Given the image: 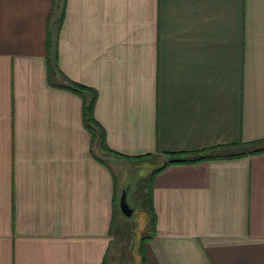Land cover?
<instances>
[{"label": "crops", "instance_id": "obj_1", "mask_svg": "<svg viewBox=\"0 0 264 264\" xmlns=\"http://www.w3.org/2000/svg\"><path fill=\"white\" fill-rule=\"evenodd\" d=\"M55 51L116 153L264 144V0H0V264H106L120 219ZM152 206L145 264H264V151L169 164Z\"/></svg>", "mask_w": 264, "mask_h": 264}, {"label": "rangeland", "instance_id": "obj_2", "mask_svg": "<svg viewBox=\"0 0 264 264\" xmlns=\"http://www.w3.org/2000/svg\"><path fill=\"white\" fill-rule=\"evenodd\" d=\"M54 78L62 83V77L59 74H56ZM105 159L116 179L118 189L116 197H119L122 189L127 188V200L133 208L132 215L126 217L120 212L119 207H115L120 219L117 218L114 222L113 241L106 257V264H141L143 256L141 239L149 223L144 199L146 190L142 189L144 187L142 178L148 175L156 163L152 159L128 160L111 155H106Z\"/></svg>", "mask_w": 264, "mask_h": 264}, {"label": "trees", "instance_id": "obj_3", "mask_svg": "<svg viewBox=\"0 0 264 264\" xmlns=\"http://www.w3.org/2000/svg\"><path fill=\"white\" fill-rule=\"evenodd\" d=\"M62 16L63 14L59 18V21H58L59 24L61 23ZM51 46L52 45H51L50 33H49L48 34V49H50ZM46 65H47L48 80L53 86L65 88L81 96L83 100V106H82L83 124L91 136V149L90 150H91L92 155L97 161H99L100 163L108 167L105 161L106 155H111L112 157H119V158H124L128 160H135V159L143 160L146 157L150 156V154H144V155H138V156H126V155L116 153L112 151L111 149H109L105 144L104 130L96 122L93 116V107H94V99H95L94 89L81 85L79 83H76L70 80L68 77H66L63 73H61L57 67V52L56 51L54 52L52 59L51 58L47 59ZM56 74H59L62 77V83L58 82V80L54 78ZM249 145L251 146L252 143H250ZM97 149L101 150L104 153L98 152ZM263 151H264V144L263 146L251 148L247 151H240L236 153H226L223 155H213L210 153L211 152L210 149L202 150L198 152H187V153L165 152L164 155L167 157V160L157 166H154L153 169L149 171L148 175L142 178L143 180L142 185L144 186L142 189L146 190L145 192L146 197L144 199H145V204H146V208H147V212L149 216V223L147 225V234L143 235L141 239L142 250H143L144 242L155 232V214H154V210L152 206V184H153V178L155 174H157L159 171H161L163 168H165L169 164L192 163V162H198L201 160L212 159V158L236 157V156H242L248 153L251 154V153H258V152H263ZM114 180H115V177H114ZM118 201H119V197L118 198L114 197L115 207H118ZM141 264H145L144 250H143V256L141 259Z\"/></svg>", "mask_w": 264, "mask_h": 264}, {"label": "water", "instance_id": "obj_4", "mask_svg": "<svg viewBox=\"0 0 264 264\" xmlns=\"http://www.w3.org/2000/svg\"><path fill=\"white\" fill-rule=\"evenodd\" d=\"M118 207L120 212L126 216L130 217L133 212V208L130 207L128 200H127V188L122 189L121 194L119 196V201H118Z\"/></svg>", "mask_w": 264, "mask_h": 264}]
</instances>
